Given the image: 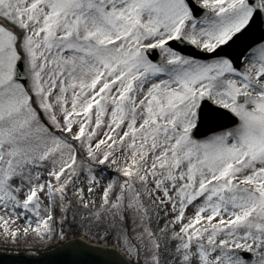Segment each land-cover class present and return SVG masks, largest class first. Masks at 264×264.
Here are the masks:
<instances>
[{
    "label": "snow or ice",
    "instance_id": "1",
    "mask_svg": "<svg viewBox=\"0 0 264 264\" xmlns=\"http://www.w3.org/2000/svg\"><path fill=\"white\" fill-rule=\"evenodd\" d=\"M0 230L264 264V0H0Z\"/></svg>",
    "mask_w": 264,
    "mask_h": 264
},
{
    "label": "water",
    "instance_id": "2",
    "mask_svg": "<svg viewBox=\"0 0 264 264\" xmlns=\"http://www.w3.org/2000/svg\"><path fill=\"white\" fill-rule=\"evenodd\" d=\"M74 241L76 246L82 248V258L86 264H118L119 257L115 254V251L91 246L81 240ZM63 245L49 253L39 254L37 256H26L22 253L15 255L0 253V264H65L67 257L63 250Z\"/></svg>",
    "mask_w": 264,
    "mask_h": 264
},
{
    "label": "rangeland",
    "instance_id": "3",
    "mask_svg": "<svg viewBox=\"0 0 264 264\" xmlns=\"http://www.w3.org/2000/svg\"><path fill=\"white\" fill-rule=\"evenodd\" d=\"M17 223L21 227L23 226V221H18ZM69 236H73V237L83 236L84 238L89 239L86 236L79 235V234H77L75 236L69 234L66 238H68ZM90 240H92V239H90ZM93 240H95V239H93ZM97 242L102 243L104 241H97ZM60 243H61V241L49 242V241H40V240H36L33 238H29L27 241H25L23 236L20 237V239L17 243H13L10 239L6 241L3 234H2V230H0V252L15 253V252L19 251V252H26V253H37V252L47 251V248H49L50 246L60 244Z\"/></svg>",
    "mask_w": 264,
    "mask_h": 264
}]
</instances>
